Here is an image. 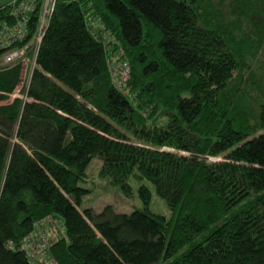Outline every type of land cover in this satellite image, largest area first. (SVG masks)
I'll use <instances>...</instances> for the list:
<instances>
[{"label": "trees", "instance_id": "obj_1", "mask_svg": "<svg viewBox=\"0 0 264 264\" xmlns=\"http://www.w3.org/2000/svg\"><path fill=\"white\" fill-rule=\"evenodd\" d=\"M33 1L9 48L33 41ZM218 3L57 0L27 86L20 60L0 63V264H29L21 241L47 216L64 227L58 264H264V0ZM116 41L132 99L109 77ZM93 158L143 208L84 207Z\"/></svg>", "mask_w": 264, "mask_h": 264}, {"label": "built area", "instance_id": "obj_2", "mask_svg": "<svg viewBox=\"0 0 264 264\" xmlns=\"http://www.w3.org/2000/svg\"><path fill=\"white\" fill-rule=\"evenodd\" d=\"M57 0H43L39 7V21L38 27L33 41L30 45H25L20 49L10 47V45L16 40H22L27 35L25 29L26 22L28 21V13L34 11L37 6L33 0H10L7 3L8 12L6 13L7 18H11L12 22L0 21V49L8 47L9 49L2 55L1 64H9L16 61H21L22 64V79L21 83L26 86L29 82L28 71H31L35 66L36 50L40 44L42 32L46 25L48 16L54 10V6ZM104 46V45H103ZM108 51V46H104ZM108 71L111 83L118 90L125 91V82L127 75L123 77L120 72L122 64L120 59L116 57L115 53H109ZM119 61V62H118ZM19 96V95H18ZM17 96V97H18ZM14 97V95H13ZM58 223L59 228L64 230L61 222L52 220L49 216L38 220L33 227V230L24 237L21 249L25 252L29 264H37V261L42 260L44 253L47 250L51 234L48 232V227L52 223ZM48 236V237H47ZM48 241V242H47ZM50 264H57L54 259L49 260Z\"/></svg>", "mask_w": 264, "mask_h": 264}, {"label": "rangeland", "instance_id": "obj_3", "mask_svg": "<svg viewBox=\"0 0 264 264\" xmlns=\"http://www.w3.org/2000/svg\"><path fill=\"white\" fill-rule=\"evenodd\" d=\"M212 2L216 4L215 8L219 10V6H220V4L218 3L219 0H212ZM224 4H225V2H224ZM227 6L228 5H224V7L222 8L223 13H225V14H229V12H228L229 8ZM254 20L256 21V19L253 18V21ZM104 46H108V44H105ZM111 47H113L112 44H110V46H108V51L111 50ZM106 51H107V49H106ZM112 53H115L116 57H118L120 59V63L122 64V69H124L122 71L121 67H120V72L123 74V77L127 75V78L125 79L126 80L125 91L123 93H125L126 95H129L128 91H127V83H128L129 78H130V66H129V63L125 57V52H124L123 48L117 43V41H116V51H114ZM257 61L264 62V56L258 57ZM259 65H261V63ZM256 69L257 68L251 69V71L255 73V76H254L255 80L263 79L264 77L263 78H262V76L258 77L257 74L263 73V75H264V70L258 72L259 70L258 69L256 70ZM250 93L251 94H250L249 99L251 100V103H252V102H254L255 98H257L258 92H256L254 90ZM129 96L131 99L133 98V96H131V95H129ZM263 99H264V97L262 99L257 98V103L258 102L261 103L263 101ZM248 109L252 110L251 111V115H252L254 112H256L255 104H252L251 106H249ZM220 159L221 158H211V157L207 158L208 161H218ZM100 165H101L100 160H98L97 158H93L87 167L86 181L83 183V186L86 187L87 189H89L90 191L86 196L83 197V206L84 207H90L93 210L98 212L102 209V207H104L106 205H112L113 208L115 209V211L119 212V213H129L133 209L143 208V205H142V203H141V201L137 195V184L134 182L131 183V186L133 188L131 196H128V197L124 196L118 190L117 187L108 184L107 181L100 179L98 177V170H99ZM150 189L152 191V198H151V203L149 204V207H148L149 211H151L153 213H157V214H162V215L169 217L170 211H169L165 201L163 199H161L160 197H158L154 193L151 186H150ZM48 232L51 234V239L49 240V237L47 236L48 241H49L47 250L44 253L42 260L37 261V264H50L49 260L54 259V258L49 254V248H50L49 246H51V244H53L56 240H58L59 238L64 236V230L60 229L58 223H56V222L52 223L48 227ZM24 243H25V241H23V244ZM21 246H22V242H21Z\"/></svg>", "mask_w": 264, "mask_h": 264}, {"label": "bare ground", "instance_id": "obj_4", "mask_svg": "<svg viewBox=\"0 0 264 264\" xmlns=\"http://www.w3.org/2000/svg\"><path fill=\"white\" fill-rule=\"evenodd\" d=\"M23 239H24V238H23ZM22 241H23V240H22ZM22 241H21V242H22Z\"/></svg>", "mask_w": 264, "mask_h": 264}]
</instances>
